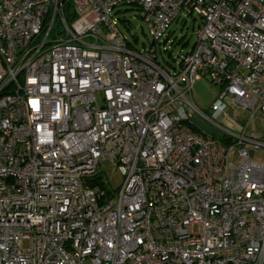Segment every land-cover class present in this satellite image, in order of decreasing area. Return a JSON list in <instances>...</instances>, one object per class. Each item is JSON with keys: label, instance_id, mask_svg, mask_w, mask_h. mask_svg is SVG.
<instances>
[{"label": "built area", "instance_id": "built-area-1", "mask_svg": "<svg viewBox=\"0 0 264 264\" xmlns=\"http://www.w3.org/2000/svg\"><path fill=\"white\" fill-rule=\"evenodd\" d=\"M123 3L141 48L113 16ZM180 14L198 16L196 40L166 68ZM198 76L221 88L208 111ZM257 116L264 0H0V264H264ZM103 158L123 175L109 196Z\"/></svg>", "mask_w": 264, "mask_h": 264}, {"label": "rangeland", "instance_id": "rangeland-1", "mask_svg": "<svg viewBox=\"0 0 264 264\" xmlns=\"http://www.w3.org/2000/svg\"><path fill=\"white\" fill-rule=\"evenodd\" d=\"M113 16L117 20L119 28L124 35L129 39L132 45L136 48H141L149 43L150 37L148 36V29L141 17L140 9L134 4L123 3L114 9ZM187 14H180L169 26L171 31L170 40L167 42V51L159 53L160 62L166 67H171L173 59L178 58L180 51H187L196 40V32L198 29V16ZM221 88L212 84L204 76H198L192 85L191 92L196 104L204 111L209 110V106L213 100H215ZM228 101L229 113L237 122L244 123L248 119L250 110L241 109L236 104H232L229 98L224 99ZM238 110L237 114L234 111ZM251 124L259 133L264 134V122L261 121L259 116L255 117L254 121L250 120ZM255 157L260 158L259 154H255ZM238 159L237 154L232 150L230 154V160L236 162ZM96 173L100 174L99 183L103 188L117 190L120 186L123 175L120 171L114 167L113 163L108 159L103 158L102 162L97 168ZM24 245H28V240L23 241Z\"/></svg>", "mask_w": 264, "mask_h": 264}, {"label": "water", "instance_id": "water-1", "mask_svg": "<svg viewBox=\"0 0 264 264\" xmlns=\"http://www.w3.org/2000/svg\"><path fill=\"white\" fill-rule=\"evenodd\" d=\"M193 124H195L202 132L207 134H215L219 137L222 136V131L218 128L211 125L209 122L198 116L197 114L193 115L191 118Z\"/></svg>", "mask_w": 264, "mask_h": 264}, {"label": "trees", "instance_id": "trees-1", "mask_svg": "<svg viewBox=\"0 0 264 264\" xmlns=\"http://www.w3.org/2000/svg\"><path fill=\"white\" fill-rule=\"evenodd\" d=\"M137 7H138V6H137ZM138 9H139V7H138ZM93 175L95 176V179H96V177H97V176H99V174H98V173H96V172H95V173H93ZM110 194H111V191H110V189H107V190H106V193H105V195H106V196H109Z\"/></svg>", "mask_w": 264, "mask_h": 264}]
</instances>
